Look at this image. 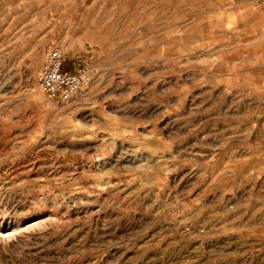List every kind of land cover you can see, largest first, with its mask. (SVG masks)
Masks as SVG:
<instances>
[{"label": "rangeland", "instance_id": "rangeland-1", "mask_svg": "<svg viewBox=\"0 0 264 264\" xmlns=\"http://www.w3.org/2000/svg\"><path fill=\"white\" fill-rule=\"evenodd\" d=\"M0 264H264V0H0Z\"/></svg>", "mask_w": 264, "mask_h": 264}, {"label": "built area", "instance_id": "built-area-1", "mask_svg": "<svg viewBox=\"0 0 264 264\" xmlns=\"http://www.w3.org/2000/svg\"><path fill=\"white\" fill-rule=\"evenodd\" d=\"M64 54L52 48L45 54L36 83L47 102L69 103L87 96L88 78L64 68Z\"/></svg>", "mask_w": 264, "mask_h": 264}]
</instances>
